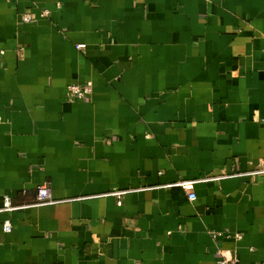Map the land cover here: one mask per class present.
<instances>
[{
	"label": "crops",
	"instance_id": "0c3cea01",
	"mask_svg": "<svg viewBox=\"0 0 264 264\" xmlns=\"http://www.w3.org/2000/svg\"><path fill=\"white\" fill-rule=\"evenodd\" d=\"M263 160L264 0H0V264H264Z\"/></svg>",
	"mask_w": 264,
	"mask_h": 264
},
{
	"label": "built area",
	"instance_id": "2783aa9c",
	"mask_svg": "<svg viewBox=\"0 0 264 264\" xmlns=\"http://www.w3.org/2000/svg\"><path fill=\"white\" fill-rule=\"evenodd\" d=\"M48 15H49L48 12L44 13V16H48ZM32 20L33 18L29 14L24 17V21L26 23H30ZM82 48L83 46L79 47L78 49L81 50ZM89 87L91 88V84H89ZM70 91L73 93V95H75L78 99L81 100L86 97V94L91 92V89H87L85 92H82L78 86L73 85L70 87ZM253 175H264V160L262 161L260 168L257 171H255ZM197 183L199 182L182 181V182H179L176 186L188 192L190 201H195L197 196L194 190H195V185ZM37 195H38V198H37V203L34 205L35 207H42V206L54 204L51 192L49 188H47L46 186H40L37 189ZM21 209H22L21 207L13 206L10 198H7L5 200L4 211L13 212V211L21 210ZM12 230L13 228H12L11 223L6 222L4 225V231L6 233H11ZM222 263L223 264H239L238 260H235V259H225L222 261Z\"/></svg>",
	"mask_w": 264,
	"mask_h": 264
}]
</instances>
